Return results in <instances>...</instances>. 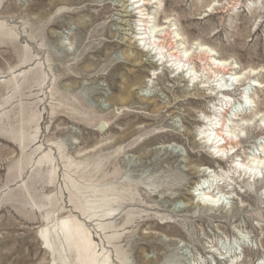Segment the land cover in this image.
Returning a JSON list of instances; mask_svg holds the SVG:
<instances>
[{"label": "rangeland", "instance_id": "rangeland-1", "mask_svg": "<svg viewBox=\"0 0 264 264\" xmlns=\"http://www.w3.org/2000/svg\"><path fill=\"white\" fill-rule=\"evenodd\" d=\"M150 2L147 27L170 26L182 48L208 49L240 78L195 58L187 83L150 61L136 46L145 37L160 57L142 0H0V264H51L37 231L70 215L97 243L118 237L123 264H264V166L235 173L201 140L218 132L237 162L264 160V0ZM215 87L224 101L208 97ZM106 188L123 227L106 219ZM213 191L217 206L197 203ZM92 200L100 220L73 207Z\"/></svg>", "mask_w": 264, "mask_h": 264}, {"label": "bare ground", "instance_id": "bare-ground-1", "mask_svg": "<svg viewBox=\"0 0 264 264\" xmlns=\"http://www.w3.org/2000/svg\"><path fill=\"white\" fill-rule=\"evenodd\" d=\"M150 1L152 0H142L143 2L142 5L138 7L140 9L139 11L140 22L143 23L144 27H147V25L150 24V22H152L151 21L152 18L150 17L149 13L144 12L145 11L144 6L149 5L151 3ZM126 12H128V10H126ZM167 22L168 21H165L164 23H167ZM143 32L145 34L149 32L146 38L149 41V43L148 41L147 43L149 44V46L153 47L152 49H155V52L157 51L156 55L160 57L157 60H155L153 58L154 55L150 54L149 52L150 48L149 49L146 48L147 50L143 48L142 43H144V41L142 40H145V37H140V35L136 39L137 48L143 52H146L147 56H150L149 58L150 61L155 62L157 66L163 65L167 67L169 70H171L172 73L177 72L178 74H181L185 78L187 83H191V82L194 83L195 81V80L192 81L193 80L192 78L194 77V75L191 76V72L189 71V70H192L189 66V63H191V61L195 58H199L200 60L205 59L207 60L206 62L207 64L213 65V67H211L210 69H213V75H215V77H218V76L229 77L235 80L236 79L238 80L240 78V75H241L240 73L233 72V71L229 72L228 64L226 61H223V60L217 61V60L212 59L210 56L211 53H209L210 51L208 49L201 48V50L198 53L196 52L189 53L190 51L188 52L186 48H182V46H180L178 42L176 43L177 34L175 33V31L171 30L170 26L169 27H165V26L155 27L154 25L151 24L147 28H144ZM166 33L169 36L174 34L172 38L175 40V43L171 44L172 46L170 48H168L169 46L167 47L164 44L165 42L163 43V39H161L165 36ZM187 66L189 67L186 68ZM204 69H206V67ZM251 72L252 70H249V74H251ZM187 75L189 76L187 77ZM247 79L250 80V78H247ZM244 85L245 83L242 84L243 86L242 91L243 92L248 91V89L244 88ZM227 90L228 89H222V87L221 89L220 87L219 88L215 87L212 89V92L208 95V97H211V98L213 97V99H216L219 102H222L224 101L223 97H227V95L224 96L225 93L223 94V92L224 91L227 92ZM249 100L247 102H249ZM149 103L153 104L154 106L158 105L157 99L151 100L149 101ZM201 123H203V121H201ZM221 127L222 128L224 127V122L221 123ZM210 135L207 137L208 139L206 140L204 139L205 137H201V140L202 139L204 140L202 144H205V146H209V148H214V150L217 149L215 150L216 154H213V152L210 151L211 158L213 159V161L217 160V161L223 162V160L227 161L229 160L228 158H230L231 164H235L238 159L235 160L234 158H239V156L237 155V150L235 148V145L228 146L230 144L228 143L229 140H233V138L230 136L224 135V134H219L218 132H216V135L213 137H211ZM229 152H230V156L228 157L226 155L229 154ZM223 154H226L225 157H223ZM253 157H256L255 153H248V159H246V161H248L247 163L244 162L243 160H239L237 163L241 166V168L242 167L252 168V171L254 172L257 170V169L254 170L255 168L264 166V160L262 161L255 160ZM249 163H251L252 165H250ZM252 171L250 173L249 171L246 172L247 175L249 174V176H251ZM199 174L201 176H207L205 175V171H203L202 173L201 171H199ZM240 174H243V173H240ZM202 190L203 192H210V191H206L205 188L203 187H202ZM215 193H216L215 191L210 193L213 199H210L208 197L206 198L203 195L202 197L203 200L200 199L202 200V202L197 201V203L200 205L201 203H203L202 205H205L208 208L209 207L214 208L217 205H210L207 203L212 202V201L214 202L220 201L219 198H221V196H219L218 193L216 194ZM190 194H191V197H193L192 200L194 202L195 195L193 192H190ZM116 195L117 194L115 193V190L113 188H106L105 194L103 196V200L105 201L108 207V210L110 212L109 216L106 219L115 220L113 224H111L110 226L111 229H116L117 227L125 226L124 220L119 221L118 220L119 218L118 219L116 218L119 215V213H117L116 210L119 209L123 205V202L122 203L117 202ZM219 205L223 206L224 203H221ZM73 207L74 209L80 210L81 214L83 216L86 215L89 219L100 220V218L95 214V211L99 207L94 200H92L89 210L86 209V207L84 206L82 202H77L75 205L73 204ZM37 236L39 240L41 241L42 248L45 249L49 253V255L52 257L51 264H117V261L118 263L120 262L121 264H123V257H122L121 250L118 249V247L114 245L116 242H118L119 240L118 237H116L117 238L115 240L116 242H114L111 236H107V237L105 236L104 239L101 240V243H97L94 240L92 233L75 216L70 215V216H67L66 218H63L62 220L59 221V223L56 226H53L51 229L43 228V229L38 230ZM104 243L107 245L113 244L115 246V257L111 255L109 250H106L105 248L106 246ZM67 258H70V259L67 260Z\"/></svg>", "mask_w": 264, "mask_h": 264}, {"label": "water", "instance_id": "water-1", "mask_svg": "<svg viewBox=\"0 0 264 264\" xmlns=\"http://www.w3.org/2000/svg\"><path fill=\"white\" fill-rule=\"evenodd\" d=\"M225 155H226V154H223V156H225ZM240 168H241V166H239L238 163H235V164L233 165V169H234V172H235V173H236V169L241 170ZM258 171L260 172L259 169H258ZM249 172H251V170H250ZM254 176L257 177L256 175H251L250 178H254ZM201 199H202V198H201ZM202 200H203V199H202ZM202 200H200V202H202ZM203 202H205V201H203Z\"/></svg>", "mask_w": 264, "mask_h": 264}]
</instances>
